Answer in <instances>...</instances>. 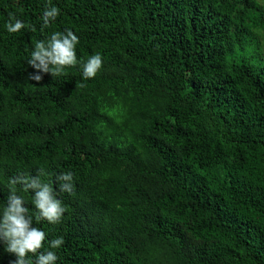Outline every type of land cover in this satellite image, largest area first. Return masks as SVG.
Segmentation results:
<instances>
[{
	"label": "trees",
	"instance_id": "16d2710c",
	"mask_svg": "<svg viewBox=\"0 0 264 264\" xmlns=\"http://www.w3.org/2000/svg\"><path fill=\"white\" fill-rule=\"evenodd\" d=\"M48 4L0 0V211L10 178L39 175L59 223L16 194L56 264H264V4L50 0L42 28ZM10 14L36 30L9 33ZM66 29L101 70L29 80L35 43ZM14 259L0 241V264Z\"/></svg>",
	"mask_w": 264,
	"mask_h": 264
},
{
	"label": "clouds",
	"instance_id": "9594fccd",
	"mask_svg": "<svg viewBox=\"0 0 264 264\" xmlns=\"http://www.w3.org/2000/svg\"><path fill=\"white\" fill-rule=\"evenodd\" d=\"M60 14V9L49 4L45 7L42 20V28H47L50 22ZM13 21H15L13 23ZM25 27L35 31L34 25H25L13 15H9L6 29L9 33L20 32ZM79 43L78 36L71 30L54 32L46 40L35 43L31 58L27 61L34 72L28 73L29 80L39 83L43 74L60 76L68 67L82 66V78L89 80L95 78L103 66L100 53L90 56L86 62L77 58L76 46ZM84 87V84H80ZM45 173L41 170L40 175ZM60 191L72 193L74 191L72 172L61 173L57 176ZM12 186L7 201L0 211V241L6 245V251L15 256L11 264H56L58 256L52 250L41 252L46 239L45 233L33 226V215L25 206L23 197L16 194L17 186L23 192L33 194V204L36 209L35 220L37 222L47 221L57 224L61 221L66 208L62 201L57 199L51 183L42 182L40 176L18 175L10 178ZM64 244L63 237L49 241V249H59ZM29 254L35 256V261L29 258Z\"/></svg>",
	"mask_w": 264,
	"mask_h": 264
},
{
	"label": "rangeland",
	"instance_id": "374dc122",
	"mask_svg": "<svg viewBox=\"0 0 264 264\" xmlns=\"http://www.w3.org/2000/svg\"><path fill=\"white\" fill-rule=\"evenodd\" d=\"M258 3H262V4H264V0H256ZM263 51H264V49H263Z\"/></svg>",
	"mask_w": 264,
	"mask_h": 264
}]
</instances>
